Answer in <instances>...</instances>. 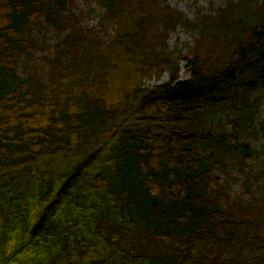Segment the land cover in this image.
<instances>
[{
	"label": "trees",
	"instance_id": "trees-1",
	"mask_svg": "<svg viewBox=\"0 0 264 264\" xmlns=\"http://www.w3.org/2000/svg\"><path fill=\"white\" fill-rule=\"evenodd\" d=\"M263 96L264 0H0V264H264Z\"/></svg>",
	"mask_w": 264,
	"mask_h": 264
},
{
	"label": "rangeland",
	"instance_id": "rangeland-1",
	"mask_svg": "<svg viewBox=\"0 0 264 264\" xmlns=\"http://www.w3.org/2000/svg\"><path fill=\"white\" fill-rule=\"evenodd\" d=\"M88 1L90 0H75V3L78 7V11L88 10V6L91 5V2L93 0H91V2ZM158 1H159V8L169 7L171 11H176L179 14H183V16L186 17L187 19L191 21H195L199 11H204V12L206 10L209 11L210 9H212V7H214V9L223 8L230 1H236V0H158ZM94 5L95 4H93V7L97 9V7H95ZM96 18L97 17H95V19L88 20L89 24L95 25ZM169 33H170L169 45L171 49L178 47L183 51V54H186L189 49L193 50L195 46H197L195 45V34L187 27L177 26L174 28H170ZM36 37L43 38L44 35L36 34ZM44 38L46 39L49 47H52L57 41V39L53 36L51 31ZM203 46H205L204 43ZM43 49L44 51H39L37 53L36 61L38 64H40L42 58H44L48 53L47 48H43ZM186 64H187L186 62H183L181 64L182 66L181 79L183 80H187L189 78V72L187 71ZM30 72H31L30 69L24 68V70H22L20 73L24 78H26L27 73ZM169 79H170L169 74L165 73L163 74L161 79L150 80L147 82V85L153 87L162 83H166L169 81ZM263 120H264V96L259 102V111L256 117L257 122ZM251 140L254 146L255 155H254V160L248 164V167L250 169L249 171L254 176H260L261 174L264 178V136L258 134L252 137ZM234 174L235 177L232 181V192L233 195H237L243 190L242 187H243L244 179H242V177L240 176H236V173ZM252 187L253 189H255V191L258 190L257 189L258 187L254 181H252Z\"/></svg>",
	"mask_w": 264,
	"mask_h": 264
}]
</instances>
